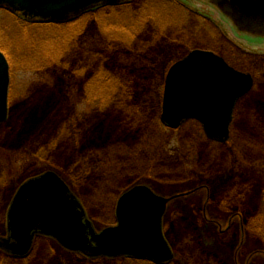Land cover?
Masks as SVG:
<instances>
[{"label": "rangeland", "instance_id": "obj_1", "mask_svg": "<svg viewBox=\"0 0 264 264\" xmlns=\"http://www.w3.org/2000/svg\"><path fill=\"white\" fill-rule=\"evenodd\" d=\"M131 4L61 27L21 26L0 10V49L10 66L8 113L0 125V237L16 189L55 170L98 231L115 224L116 200L134 186L170 199L163 217L170 264H264V39L238 40L199 0ZM162 21L169 25L162 29ZM44 34L56 37L50 42L56 49H66L61 39L69 36L71 52L50 64L69 62L70 68L19 70L17 61L32 49L30 35L39 42L31 56L48 58L40 41ZM193 49L213 50L256 77L224 144L208 140L194 122L171 130L159 121L165 75ZM89 61L103 62L124 82L113 103L119 108H93L85 101L90 96L85 83L97 68ZM91 92L92 100L107 95ZM86 163L94 167L81 169ZM4 256L0 249V264H147L88 260L52 239H38L25 261L3 263Z\"/></svg>", "mask_w": 264, "mask_h": 264}, {"label": "water", "instance_id": "obj_2", "mask_svg": "<svg viewBox=\"0 0 264 264\" xmlns=\"http://www.w3.org/2000/svg\"><path fill=\"white\" fill-rule=\"evenodd\" d=\"M129 0H0L27 21L65 23L106 5ZM214 7L237 34L264 38V0H201ZM252 86L250 75L237 71L211 51L195 49L168 70L160 121L177 129L188 120L204 135L226 142L235 102ZM9 65L0 50V124L7 117ZM170 199L138 185L125 191L115 209L116 224L96 231L68 185L54 172L31 177L17 189L7 211L0 249L23 257L36 235L54 239L68 251L89 258L129 257L166 263L173 258L162 228Z\"/></svg>", "mask_w": 264, "mask_h": 264}, {"label": "trees", "instance_id": "obj_3", "mask_svg": "<svg viewBox=\"0 0 264 264\" xmlns=\"http://www.w3.org/2000/svg\"><path fill=\"white\" fill-rule=\"evenodd\" d=\"M132 3V2H131ZM129 3V4H125V5H120V6H127V7H130L132 4ZM116 7L113 8V7H104V8H101L99 9L100 10H105V11H110V12H115L116 10ZM119 9H126L125 7H120ZM3 12H5L6 14H9L13 17H16V19L18 20V22L20 23L21 26H25V27H28V26H52V27H61V26H67V25H70V24H73V23H76L79 19L83 18L84 16H87L88 14L90 13H95V12H89V13H86L85 15H83L82 17H80L79 19L75 20V21H71V22H68V23H64V24H54V23H30V22H27V21H24L23 19L11 14L10 12L6 11V10H3ZM104 12V11H103ZM153 11L151 10L150 13H149V17H150V14L152 15ZM97 15V14H95ZM148 16V14H145ZM162 25V29L165 27V26H168L169 24L168 23H165V22H161ZM124 30V25L121 26V30ZM129 29V28H128ZM128 33V32H127ZM133 33V32H132ZM53 38V36H48L46 34H44V36L41 38V42H43L45 44V46L48 48L47 49V53H48V58L46 60L43 59V57H41L40 54H38V56L36 57H41V58H36L34 56H31V52L32 51H35L38 50V49H33L34 47H37L35 44H34V41H37L38 42V39L37 37L35 36H31L28 37L29 40H31V44L29 45V47L31 46V52L30 54H28L26 51V54L25 56L22 58V60H18V65H21L19 70L21 71H25V72H42V71H45V70H50V69H53V70H65V69H69L70 67H68L70 65V63H66L65 66H61L60 64H57V63H54V64H50L51 61H55V62H60L61 60V57L63 56V54L65 53H68V52H71V49H68V44H69V36L64 34L63 35V38L64 39H61V40H64L65 43H66V49H56V45L50 43V42H53L56 40V37L53 38V40L51 39ZM39 43V42H38ZM41 50V49H39ZM6 55V54H5ZM102 55L98 56V57H101ZM7 59H8V56L6 55ZM40 59V60H39ZM37 60H39L37 62ZM44 60V62H42ZM102 60V59H101ZM103 61V60H102ZM75 62V60H74ZM76 63V62H75ZM87 65V63H84ZM89 64L91 66H95L97 64V68L94 70L93 69V72H92V75L90 77H92V82L89 81V79L87 80V82L85 83V85H87L88 87V91L90 93V96H88L89 99H85V101L87 103H90L93 108H95V105L96 107L98 108H101V109H106L108 107L111 106L110 109H116L117 104H113L114 103V99H115V96H116V93L119 89V87H121L120 85H124V82L121 83L122 79L118 76H116L115 74H113L112 72H109L107 71L105 68H104V64L103 62H94V61H89ZM22 65H24V67H22ZM76 68V66H74ZM74 67L71 69V75L76 77L73 73H74ZM94 68V67H93ZM125 86V85H124ZM132 86V85H131ZM130 86V87H131ZM132 88V87H131ZM91 89H95L97 91L99 90H106L107 92V95L106 96H98L96 98H94V100H92L91 98ZM132 92L130 91V95ZM119 108V107H117ZM122 110V109H120ZM109 116V115H108ZM111 117V116H110ZM108 121L112 122V119H109L107 118ZM65 127L63 126L62 127V131ZM61 131V132H62ZM88 153V152H87ZM86 153V154H87ZM90 164L86 163L84 165H82V168L81 169H89V168H93L94 166H89ZM79 168V166H77ZM76 167V168H77ZM79 178V177H78ZM3 263H6L7 261H12V260H17V261H25L24 258H13V257H8V256H4L3 258ZM124 261L126 262H131V263H147V264H155V263H152V262H149V261H142V260H136V259H125ZM170 264V263H169Z\"/></svg>", "mask_w": 264, "mask_h": 264}, {"label": "flooded vegetation", "instance_id": "obj_4", "mask_svg": "<svg viewBox=\"0 0 264 264\" xmlns=\"http://www.w3.org/2000/svg\"><path fill=\"white\" fill-rule=\"evenodd\" d=\"M101 8H102V7H101ZM101 8H95V9H93L91 12H95V11L101 9ZM229 29L231 30V32H232V34L234 35V37L237 38L238 40L242 41V42H246V43H248L249 41L257 42V39H256L255 37L243 36V35H240V34L235 33L231 28H229ZM222 57L227 61V63H228L231 67H233L234 69H236V70H238V71H240V72H243V73H245V74L250 75L251 78H252V86H251V89H250L246 94H244L242 97H240V98L235 102V104H234V106H233V109H232V115H231L232 119H231V122H230V125H231L232 120H233V118H234V116H235V112H236V109H237L238 105L241 104V102L245 99V97H246L247 95H249V94L253 91V89L255 88V86H256V77L254 76V74H253L250 70H244V69L242 70V69H239V68H237L235 65L231 64V63H230V62H229L224 56H222ZM193 122H194V121H193ZM194 123L197 124L198 127H199V129L202 131L201 126H200L197 122H194ZM229 129H230V126H229ZM229 132H230V130H229ZM219 143H220V142H219ZM224 143H225V142H222V144H224ZM16 191H17V189H16ZM16 191L14 192L13 197H14ZM13 197L11 198L10 202L8 203L7 208L4 210L5 230H6V227H7V218H6V215H7V211H8V208H9V206H10V204H11V201H12ZM2 236H5V235H2ZM35 239H37V237H36ZM35 239H34V241H35ZM71 253H72V252H71ZM84 258H85V259H88V260H95V259H96V258L94 259V258H86V257H84ZM100 258H105V257H100ZM118 258H121V260H123V262H124L125 259H127V258H125V257H115V258H110V259H118ZM98 259H99V258H98ZM128 259H129V258H128Z\"/></svg>", "mask_w": 264, "mask_h": 264}]
</instances>
